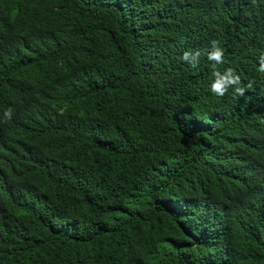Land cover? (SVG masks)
<instances>
[{"label": "trees", "instance_id": "obj_1", "mask_svg": "<svg viewBox=\"0 0 264 264\" xmlns=\"http://www.w3.org/2000/svg\"><path fill=\"white\" fill-rule=\"evenodd\" d=\"M262 56L264 0H0V264H264Z\"/></svg>", "mask_w": 264, "mask_h": 264}, {"label": "clouds", "instance_id": "obj_2", "mask_svg": "<svg viewBox=\"0 0 264 264\" xmlns=\"http://www.w3.org/2000/svg\"><path fill=\"white\" fill-rule=\"evenodd\" d=\"M199 56V50L195 52L186 51L183 54L182 59L189 63L191 66L195 67L198 64ZM223 56V50L216 46V43L213 42V50L208 53V59L210 61L215 62V64L213 65L214 68L216 67V65L223 63ZM258 71L264 72V56L260 58ZM214 75L216 79L212 84L211 90L213 93L221 97L227 93L229 87H234V95L236 96H243L245 90L250 89L252 87L251 83L246 86H241V80L239 75L235 74L232 69H227L224 74H221L219 71H216ZM11 115L12 109H8L5 112V116L10 118Z\"/></svg>", "mask_w": 264, "mask_h": 264}]
</instances>
